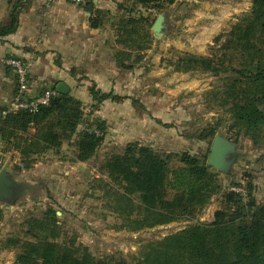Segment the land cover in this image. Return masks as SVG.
Segmentation results:
<instances>
[{
  "label": "rangeland",
  "instance_id": "374dc122",
  "mask_svg": "<svg viewBox=\"0 0 264 264\" xmlns=\"http://www.w3.org/2000/svg\"><path fill=\"white\" fill-rule=\"evenodd\" d=\"M252 4V0H176L159 8L132 2L115 20L116 33L128 19H138L151 34L149 48L129 50L119 43L118 47L110 46L112 75L92 77L88 88L80 89V95L69 91L81 105L69 103L63 113L54 110L49 116L56 121L79 113L75 131L63 138L61 147L36 156L30 168L20 165L18 156L7 161L8 172L16 183L13 199L0 200L10 232L0 238V243L11 237L28 239L27 221L43 217L52 207L59 216L60 241L75 240L98 259L125 258L134 264V257L149 242L195 224L210 223L216 211L235 209V202L248 216L253 211L251 201L264 207V128L261 132H247L220 104L219 97L225 89L223 77L199 70L176 71L169 63L182 52L207 55L215 38L221 35L224 40L232 26L251 11ZM159 15L164 16L162 28L155 31L153 25ZM88 78L82 75L77 81ZM94 85L100 93L113 91L126 98L99 101L90 94ZM208 127L237 146L236 160L227 171L208 164L215 136L198 137ZM36 128L32 125L29 132ZM84 131L96 132L103 140L91 158L81 161L77 159L78 141ZM131 142L171 155L167 183L170 198L181 191L189 193L200 184L182 161L183 154L208 167L213 174L209 187L214 192L196 203L190 215L136 228V219L143 214L140 198L134 196L135 209L130 218L121 215L114 196L108 193L114 183L101 167L108 156L122 152ZM1 163L3 168L6 161Z\"/></svg>",
  "mask_w": 264,
  "mask_h": 264
},
{
  "label": "trees",
  "instance_id": "16d2710c",
  "mask_svg": "<svg viewBox=\"0 0 264 264\" xmlns=\"http://www.w3.org/2000/svg\"><path fill=\"white\" fill-rule=\"evenodd\" d=\"M176 0H135L137 5L163 7ZM251 11L244 15L223 39L219 35L210 46L207 55L182 52L177 59H169L176 71H205L224 78L225 89L220 94V104L227 107L233 118L246 127L247 132H261L264 128V0H252ZM23 0L11 3L10 20L0 23V37L17 30ZM99 20L91 24L97 27ZM139 23V24H138ZM152 42L151 34L138 19L130 18L118 29V43L129 50H145ZM54 88V87H53ZM56 89V88H55ZM90 94L99 101H119L125 96L113 91L100 93L96 85ZM81 102L70 94L53 98L50 105L32 113L28 110L10 112L0 118V136L9 148L20 154V165L30 168L35 157L49 149L61 147L63 138L75 131L79 113L59 117L51 121L54 110L63 113L65 106ZM35 125V132L29 129ZM171 126V125H168ZM59 128V130H57ZM215 128H204L200 139L215 136ZM103 136L84 131L78 141L77 159L91 158ZM171 155H163L149 145L128 143L122 152L112 153L102 164L114 186L110 191L118 204L119 213L131 217L135 209L134 196L141 200L142 217L136 219V228L166 224L183 215L192 214L196 203L214 192L209 187L213 174L207 166L190 155L183 154L190 174L200 184L189 193L181 191L170 198L167 191L168 165ZM195 195L198 197L195 199ZM233 193L230 195L232 196ZM250 216L237 205L235 209H222L215 219L206 224H195L149 242L134 257V264H264V207L252 201ZM4 218L0 202V223ZM28 239L11 237L5 247L17 249L13 264H132L125 258L116 260L96 258L89 248L60 241L61 226L57 210L48 208L43 217H31L27 221Z\"/></svg>",
  "mask_w": 264,
  "mask_h": 264
},
{
  "label": "crops",
  "instance_id": "0c3cea01",
  "mask_svg": "<svg viewBox=\"0 0 264 264\" xmlns=\"http://www.w3.org/2000/svg\"><path fill=\"white\" fill-rule=\"evenodd\" d=\"M15 1L18 0H0V23L9 22L11 3ZM23 1L17 30L0 37V109L12 99L17 86L16 77L6 62L10 56L27 65L31 96L56 88L60 81L69 86L72 94L80 95V89L88 88L92 77L112 75L110 46L118 47L115 20L135 0H83L80 3L53 0L51 4L46 0ZM93 18L99 20L97 27L91 24ZM82 75L89 78L78 82ZM10 149L0 136V164L11 157H20L18 151ZM6 225L4 215L0 223L2 239L10 235ZM16 251L0 243V264H13Z\"/></svg>",
  "mask_w": 264,
  "mask_h": 264
},
{
  "label": "water",
  "instance_id": "95a60500",
  "mask_svg": "<svg viewBox=\"0 0 264 264\" xmlns=\"http://www.w3.org/2000/svg\"><path fill=\"white\" fill-rule=\"evenodd\" d=\"M164 16L159 15L153 25L155 31H160L162 28ZM56 90L61 94H68L69 86L60 81L56 85ZM237 155V146L229 138L223 135L216 134L208 156V164L218 170L227 171L235 162ZM10 162H6L0 170V199L11 201L14 197V185L16 180L9 174L8 169Z\"/></svg>",
  "mask_w": 264,
  "mask_h": 264
},
{
  "label": "built area",
  "instance_id": "2783aa9c",
  "mask_svg": "<svg viewBox=\"0 0 264 264\" xmlns=\"http://www.w3.org/2000/svg\"><path fill=\"white\" fill-rule=\"evenodd\" d=\"M75 3L83 2V0H70ZM51 4L53 0H46ZM7 65L16 77V91L12 99L3 107L0 112V118L5 117L10 112H18L20 110H28L36 112L42 106L50 105L53 98L58 95L55 88H47L41 93L31 96L30 88V72L27 65L19 58L10 56L7 59Z\"/></svg>",
  "mask_w": 264,
  "mask_h": 264
}]
</instances>
